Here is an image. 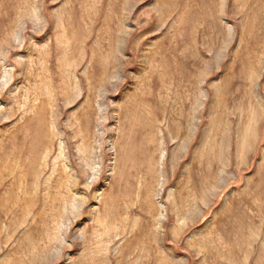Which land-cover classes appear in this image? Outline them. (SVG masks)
I'll use <instances>...</instances> for the list:
<instances>
[{
  "label": "rangeland",
  "instance_id": "rangeland-1",
  "mask_svg": "<svg viewBox=\"0 0 264 264\" xmlns=\"http://www.w3.org/2000/svg\"><path fill=\"white\" fill-rule=\"evenodd\" d=\"M0 264H264V0H0Z\"/></svg>",
  "mask_w": 264,
  "mask_h": 264
}]
</instances>
